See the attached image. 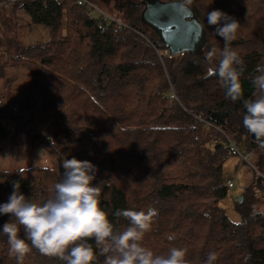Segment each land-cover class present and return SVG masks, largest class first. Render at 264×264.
Masks as SVG:
<instances>
[{"label":"trees","instance_id":"16d2710c","mask_svg":"<svg viewBox=\"0 0 264 264\" xmlns=\"http://www.w3.org/2000/svg\"><path fill=\"white\" fill-rule=\"evenodd\" d=\"M92 1L110 14L120 13L130 29L89 19L69 0H32L21 9L0 5V80L10 68H25L31 78L25 87L10 89L7 83L0 88V100L18 110L0 107V137L3 122L10 120L31 146L49 138L42 131L61 137V162L76 157L97 167L92 184L101 189L100 207L114 231L129 225L115 215L118 209L157 210L142 241L157 255L177 247L186 250L188 264H205L209 252L217 255L214 264H264V211H240L242 220L236 223L218 205L227 189L222 163L230 154L222 147L223 136L196 118L201 115L244 146L264 172V147L243 125V101L226 99L218 76L208 72L218 57L213 65L206 61L213 47H224L206 21L209 11L219 9L240 22L230 47L243 60L237 68L244 99H255L251 77L264 67V0H193L190 8L206 32L201 54L183 52L162 62L155 48L165 46L140 18L144 0H129L124 7L123 0ZM36 26L47 29L48 39L22 43V32ZM215 134L222 141L216 142ZM24 169L0 171V204L7 202L13 181L27 198L41 203L62 179L53 168ZM255 186H262L258 177ZM9 219L0 215V227ZM18 235L25 238L23 229ZM169 235L175 239L169 241ZM88 243L94 264H104L95 241ZM0 264H17L2 232ZM23 264L65 262L31 248Z\"/></svg>","mask_w":264,"mask_h":264},{"label":"clouds","instance_id":"9594fccd","mask_svg":"<svg viewBox=\"0 0 264 264\" xmlns=\"http://www.w3.org/2000/svg\"><path fill=\"white\" fill-rule=\"evenodd\" d=\"M193 0H179V10L185 11ZM206 21L224 41L223 49L213 47L206 55V61L213 65L208 72L217 75L225 98L235 103L243 101L246 113L243 125L254 134L257 142L264 147V67L258 66L260 73L251 77L255 99H244L241 84L243 60L230 47L236 39L240 22L228 13L215 9L207 13ZM62 179L53 187L50 198L36 203L20 191V183L12 182V192L7 202L0 204V215H9L0 232L7 237L9 253L17 264H23L31 248L38 249L46 256L57 257L65 264H94L96 255L89 240H94L96 248L105 255L104 264H188L186 250L171 247L167 255H157L142 241L151 230L155 208L146 210L118 209L117 217H123L129 225L123 231H114L108 213L100 207L101 189L93 186L97 167L90 161L66 158L62 162ZM28 169L21 170L20 175ZM23 229L25 238L18 234ZM169 241L175 236L169 235ZM31 247L29 246V243ZM215 252H209L205 264H214Z\"/></svg>","mask_w":264,"mask_h":264},{"label":"rangeland","instance_id":"374dc122","mask_svg":"<svg viewBox=\"0 0 264 264\" xmlns=\"http://www.w3.org/2000/svg\"><path fill=\"white\" fill-rule=\"evenodd\" d=\"M112 14L121 19L120 13ZM141 37L153 47L148 37L142 34ZM47 39L48 31L43 26L31 27V29L24 30L21 34V41L24 44H42ZM30 82L29 72L25 68H10L6 70L5 77L0 80V88L7 83H9L10 89H12V84L25 87ZM3 125L5 135L0 137V171L19 170L33 166L53 168L60 171L59 156L57 154L64 147V142L61 137H52L42 131L49 138L44 137L36 146H31L28 138L24 137L16 127L15 121L3 122ZM49 139L54 142V146L49 144ZM214 140L216 142L222 141L218 134L214 135ZM238 146L241 152H246L244 146ZM254 156L252 153H247L248 161L246 162L238 156L227 155L222 163L223 178L225 181L231 180L233 186L230 188L227 187L226 194L218 198V205L232 222H241L240 211H264V184L261 182V188L255 186L257 184V173L255 169L259 171L263 170L258 167L257 160ZM248 191L249 193L247 195L249 196H245L246 199L241 204L243 195ZM239 197H242L241 202H237ZM252 199L257 202L252 201Z\"/></svg>","mask_w":264,"mask_h":264},{"label":"water","instance_id":"95a60500","mask_svg":"<svg viewBox=\"0 0 264 264\" xmlns=\"http://www.w3.org/2000/svg\"><path fill=\"white\" fill-rule=\"evenodd\" d=\"M129 3V0H124L122 7ZM142 5L141 21L156 33L159 41L168 49L169 56L183 52L201 54L206 32L190 7L180 11L179 0H144ZM58 161L62 178L61 158ZM241 200L242 197H239L237 202Z\"/></svg>","mask_w":264,"mask_h":264},{"label":"built area","instance_id":"2783aa9c","mask_svg":"<svg viewBox=\"0 0 264 264\" xmlns=\"http://www.w3.org/2000/svg\"><path fill=\"white\" fill-rule=\"evenodd\" d=\"M29 1H32V0H3V1H0V5H2L4 7L16 6L17 8L21 9ZM38 1H41L45 4L47 0H38ZM61 1L62 0H58V3H60ZM69 1H72L76 5L80 6L84 10V12L86 13V16L89 19L101 18L104 21L106 26H114L116 28H128V29H130V27L124 21L117 18L113 14L106 12L105 10H103L99 5H97L92 0H69ZM155 51H156L161 62H162L163 57L169 56L167 48H161V49L155 48ZM171 97L175 98L173 88H172ZM0 107H4L5 109L11 111L12 113L18 114L17 107L12 106V105L7 106L1 100H0ZM196 118L202 122L203 126L212 127L215 130H217L223 136L224 141L222 143V147L230 155L238 156L242 160H244L246 162L248 161L247 153L241 152L239 150L237 144L235 143V141L229 135H227L225 131L220 129L218 126L214 125L212 122L202 118L201 115H196ZM49 144L51 146H53L52 141H49ZM251 166L254 167L253 165H251ZM255 171L257 173V177L264 184V172H260L259 170H256V169H255ZM226 186L228 188L232 187L233 182L231 180H226Z\"/></svg>","mask_w":264,"mask_h":264}]
</instances>
